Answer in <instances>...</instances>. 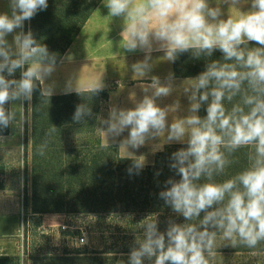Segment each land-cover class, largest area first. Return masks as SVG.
<instances>
[{
  "label": "clouds",
  "instance_id": "obj_1",
  "mask_svg": "<svg viewBox=\"0 0 264 264\" xmlns=\"http://www.w3.org/2000/svg\"><path fill=\"white\" fill-rule=\"evenodd\" d=\"M7 4L9 11L0 12V131L11 125L23 133L28 121L23 102L30 104L37 89L41 97L53 94L54 84L45 82L57 71L58 58L31 28L24 30L25 21L46 10L48 0H7ZM222 4L235 12L228 11L224 18ZM244 5H250L248 10H242ZM104 6L109 16L123 20V50L145 53L132 71L150 80L139 85L143 96L134 98L132 107H110L107 119L101 121L105 146H110L109 138L115 141L127 130L120 148L132 160L128 173L138 175L146 158L129 149L155 140L160 143L153 145V151L165 144L185 145L169 158V168L179 179L169 177L158 195L186 222L169 219L161 232L157 218L146 217L140 222L142 238H136L127 264H213L218 238L233 248L256 249L264 243V0H215V4L212 0H104ZM250 42L258 46L249 47ZM217 50L222 59L207 62L204 71L185 79L179 89L171 72L163 81L149 76L153 51H163L165 61L174 63L184 53L200 59ZM104 87L101 78L91 86L89 96ZM178 90L188 101L185 115L177 114L182 110L179 99L165 106L157 102ZM73 91L82 96L69 78L64 93ZM16 101L21 102L19 113L5 107ZM202 106H206L203 117ZM91 115V108L82 103L72 119L81 123ZM55 131L53 126L45 134L38 155L44 156L48 137ZM4 139L0 135V142ZM245 148L247 166L217 182L234 154Z\"/></svg>",
  "mask_w": 264,
  "mask_h": 264
},
{
  "label": "trees",
  "instance_id": "obj_2",
  "mask_svg": "<svg viewBox=\"0 0 264 264\" xmlns=\"http://www.w3.org/2000/svg\"><path fill=\"white\" fill-rule=\"evenodd\" d=\"M102 0H48L46 10L38 12L30 21H25L24 30L31 28L35 38L45 44L50 53L61 60L66 50L78 36ZM250 42L249 47H256ZM222 53L215 51L211 57L194 59L190 53L181 54L173 63L177 78L195 77L205 70L210 60H221ZM19 70L15 78H19ZM41 97L39 89L31 100V192L25 191L24 203L31 213L65 214L68 216L101 215L104 213L141 214L173 212L159 198L165 181L179 179L169 168L170 156L185 145H165L155 155L153 164L136 174H129L132 160L120 156L116 145L105 146L97 139V119L108 99V91L89 96V91ZM26 102V101H25ZM86 103L92 115L81 123L73 122L77 105ZM9 108V103L5 106ZM206 106L199 112L206 115ZM53 126L56 131L48 137L44 156L37 154L45 134ZM9 128V127H8ZM7 129L0 135L7 134ZM88 135V140L80 136ZM29 145L25 144L28 152ZM248 149H241L232 157L233 163L225 173L216 177L217 182L228 179L247 164ZM4 167L0 165V188ZM159 172V175H157ZM203 213H201V216ZM33 264H61L65 259L39 255L32 258ZM0 264H20L16 255H0Z\"/></svg>",
  "mask_w": 264,
  "mask_h": 264
},
{
  "label": "crops",
  "instance_id": "obj_3",
  "mask_svg": "<svg viewBox=\"0 0 264 264\" xmlns=\"http://www.w3.org/2000/svg\"><path fill=\"white\" fill-rule=\"evenodd\" d=\"M212 3L215 4V0H212ZM249 6L244 5L242 10H248ZM221 7L225 14L224 18L228 11L235 12L234 9H228L227 4H222ZM5 11H9L7 0H0V12ZM122 30V18L109 16L108 9L102 0L61 60L58 61L57 71L45 82L54 84L52 95H61L65 94L64 87L69 78L73 79V86L79 91H89L91 86L102 78L105 85L103 90L108 91V99L97 119L96 135L102 145H106L107 140L101 131L105 128L101 121L107 119L110 107H132L133 99H140L143 96L139 85L150 82L148 79L142 80L132 71L131 66L143 60L145 53L139 49L134 52L123 50ZM8 40L11 42L12 35L8 36ZM150 62L153 67L149 76H158L163 81L170 72L174 74L173 63L165 61L163 51H153ZM187 78L175 77L177 89ZM176 99H179L182 105V110L177 114L185 115L188 101L179 90L173 92L170 97L158 99L157 102L161 106H165L173 103ZM20 103L19 101L9 102V109L14 107L19 113ZM23 107L28 120L24 123L23 133L19 131L18 127L10 125L7 134L2 135L5 139L0 142V165L4 167L3 185L0 188V255H16L20 259V264H33L32 258L38 254L29 251L28 238L25 236L27 222L30 219H37L40 223L39 228L56 225L63 227L71 217L65 214L34 215L31 213L30 205L27 210L25 209V191L28 195L31 192L32 124L31 109H29L31 102L29 104L24 101ZM127 135L128 131L126 130L115 141L109 138V144L116 145L123 158L127 153L124 148H120V141ZM26 143L29 145L28 152L25 151ZM158 143L160 141L155 140L139 149H129V151H132L136 156L144 155L146 166H148L153 164L156 153L160 151H153V145Z\"/></svg>",
  "mask_w": 264,
  "mask_h": 264
},
{
  "label": "rangeland",
  "instance_id": "obj_4",
  "mask_svg": "<svg viewBox=\"0 0 264 264\" xmlns=\"http://www.w3.org/2000/svg\"><path fill=\"white\" fill-rule=\"evenodd\" d=\"M80 137L83 140H88V137L92 139L88 135ZM69 217L65 226L48 228H39V221L30 219L25 229L29 251L39 257H62L65 260L61 264H127L136 238H142L140 222L146 217L157 218L161 232L166 230L169 219L177 223L186 222L174 212ZM80 237H84L83 242L79 241ZM225 243L217 239L213 264H264V243L256 249L243 246L233 248ZM145 264L148 262L145 261Z\"/></svg>",
  "mask_w": 264,
  "mask_h": 264
},
{
  "label": "built area",
  "instance_id": "obj_5",
  "mask_svg": "<svg viewBox=\"0 0 264 264\" xmlns=\"http://www.w3.org/2000/svg\"><path fill=\"white\" fill-rule=\"evenodd\" d=\"M79 241H80V242H83V241H84V237H80V238H79Z\"/></svg>",
  "mask_w": 264,
  "mask_h": 264
}]
</instances>
